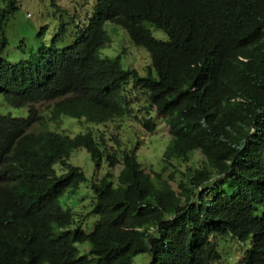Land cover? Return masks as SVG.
<instances>
[{
    "label": "trees",
    "instance_id": "trees-1",
    "mask_svg": "<svg viewBox=\"0 0 264 264\" xmlns=\"http://www.w3.org/2000/svg\"><path fill=\"white\" fill-rule=\"evenodd\" d=\"M20 6L0 0V106L28 108L0 114V264H134L143 253L149 264H215L223 241L248 246L238 264H264V0H97L70 45L59 46L62 24L51 45L11 62L6 29ZM107 23L148 51L146 76L100 56ZM63 116L94 128L138 118L149 134L166 123L162 169L145 171L139 142L51 131ZM80 149L107 173L74 166ZM81 184L94 193L89 232L83 210L60 202Z\"/></svg>",
    "mask_w": 264,
    "mask_h": 264
},
{
    "label": "rangeland",
    "instance_id": "rangeland-1",
    "mask_svg": "<svg viewBox=\"0 0 264 264\" xmlns=\"http://www.w3.org/2000/svg\"><path fill=\"white\" fill-rule=\"evenodd\" d=\"M95 3L96 0H57L59 9H56L51 6L48 0H20L21 6L11 17L6 29L10 45L2 56L15 62L26 58L32 51H36L41 44L51 45L52 39L59 34L62 24H65L66 32L59 46L64 47L71 44L78 30L77 25L83 26L87 23L88 18L94 12ZM29 14L32 16L31 18L28 17ZM44 26H48V31L44 36H40L39 30ZM146 26L152 31L155 38L167 40L168 37L164 31L150 24H146ZM105 28L112 42L109 47L101 50V57L113 60L122 54L121 63L124 69L134 68L141 76H146L147 68L151 65L148 51L143 47L134 45L121 27L108 23ZM21 41H24L23 52L20 51L19 47ZM154 76L156 75L154 74ZM38 108L42 115L48 119L52 105H39ZM0 114L25 118L28 116V108H14L2 102ZM47 126L51 131L67 134L72 137L87 130L100 131L106 137L115 135L122 142L125 139L124 143L129 148L132 144L139 142V161L142 163L145 171L149 173L159 172L162 169L160 166L161 158L170 142L169 128L162 121L157 123V129L153 134L147 133L141 127L138 118H121L112 124L94 128V126L85 124L84 122L80 123L75 119L63 116L61 122H47ZM108 143L115 146L111 140ZM192 159L197 163V167H200L204 157L199 151H196ZM70 162L74 166L82 168L88 178H93L95 174H99L102 177L108 171L107 165L104 162L102 169L97 172L90 155L84 149L75 151ZM122 167L121 165L114 170L116 176L119 175ZM93 198V191L85 184H81L75 194L69 191L60 199L64 209L71 208L77 214L83 210L82 213L84 214L80 213V216L84 220L82 225L84 229H89L88 232L92 229L96 220L92 216H87L91 211ZM79 247L81 250V247L88 248L89 245H79ZM247 248L248 246L240 245L237 242L226 243L223 241L219 247L221 261L215 264H238ZM81 254H84L82 250ZM150 260V253H143L135 258L134 264H149Z\"/></svg>",
    "mask_w": 264,
    "mask_h": 264
},
{
    "label": "clouds",
    "instance_id": "clouds-1",
    "mask_svg": "<svg viewBox=\"0 0 264 264\" xmlns=\"http://www.w3.org/2000/svg\"><path fill=\"white\" fill-rule=\"evenodd\" d=\"M48 1H49V0H48ZM49 2H50V1H49ZM96 2H97V0H96ZM50 4H51V3H50ZM95 5H96V3H95ZM44 15H45V13H44ZM92 15H93V14H92ZM28 17L31 18L32 16L29 14ZM89 19H90V17L88 18V21H89ZM88 21H87V23H88ZM87 23H86V24H87ZM86 24H84V25H86ZM107 24H108V23H107ZM107 24H106V25H107ZM110 24H113V23H110ZM84 25H83V26H84ZM106 25H105V26H106ZM114 25H115V24H114ZM116 26H117V25H116ZM45 27H48V26H44V27H42V28L39 30V33H40L41 30H42L43 28H45ZM105 30H106V28H105ZM106 31H107V30H106ZM65 32H66V30H65ZM65 32H64L63 37L65 36ZM107 34H108V36H109V38H110V35H109L108 31H107ZM75 36H76V33H75ZM63 37H62V38H63ZM8 39H9V38H8ZM22 40H24V39H22ZM61 40H62V39H61ZM110 40H111V42H112V39H111V38H110ZM111 42H110V44H109L107 47H109V46L111 45ZM9 45H10V41H9L8 46H9ZM69 45H70V44H69ZM8 46H7V47H8ZM66 46H68V45H66ZM19 47H20V51L23 52V51H24V41H21V45H20ZM64 47H65V46H64ZM107 47H105V48H107ZM61 48H62V47H61ZM103 49H104V48H103ZM6 50H7V48L5 49V51H6ZM101 50H102V49H101ZM101 50H100V56H101ZM5 51H4V52H5ZM4 52H3V53H4ZM121 55H122V54H121ZM121 55H119V56H121ZM119 56H118V57H119ZM118 57H117V58H118ZM3 58H5V57H3ZM5 59H6V58H5ZM23 59H24V58H23ZM108 59H109V58H108ZM115 59H116V58H115ZM20 60H22V59H20ZM111 60H112V59H111ZM113 60H114V59H113ZM11 62H12V61H11ZM15 62H17V61H15ZM41 114H42V113H41ZM11 116H12V115H11ZM12 117H13V116H12ZM27 117H28V116H27ZM27 117H25V118H27ZM49 117H50V116H49ZM14 118H24V117H14ZM48 119H49V118H48ZM59 121H60V120H59ZM60 122H61V121H60ZM52 123H53V122H52ZM58 123H59V122H58ZM36 127H37V126H36ZM49 129H50V128H49ZM50 130H51V129H50ZM54 132H56V131H54ZM57 133H58V132H57ZM60 134H63V133H60ZM64 135H67V134H64ZM68 136H70V135H68ZM71 137H72V136H71ZM73 137H74V136H73Z\"/></svg>",
    "mask_w": 264,
    "mask_h": 264
}]
</instances>
